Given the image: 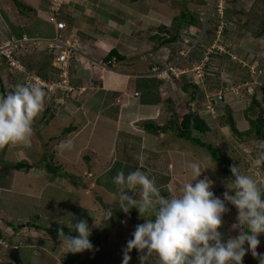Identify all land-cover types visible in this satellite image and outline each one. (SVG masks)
<instances>
[{
  "label": "rangeland",
  "instance_id": "obj_1",
  "mask_svg": "<svg viewBox=\"0 0 264 264\" xmlns=\"http://www.w3.org/2000/svg\"><path fill=\"white\" fill-rule=\"evenodd\" d=\"M17 1L34 9L32 11L21 8L20 12L14 0H0V45L13 37L20 39L18 36H21V32L28 38L51 34L53 25L48 19L50 0ZM115 4L116 8L110 10L112 11L110 17L104 18L102 22L120 24L111 26L113 28H109V31L119 33L115 37L121 40V46L125 44L128 48L129 41H132L136 50L140 48V51H131V56L147 53L143 56L145 64L140 59H135L131 67L121 62L114 63V67L119 69L121 66L125 67L134 75L127 83V87L122 92H117L120 98L125 97L123 94H131L135 99L140 97L141 100L145 91V87L142 88L143 82L146 83L143 78H155L158 82L165 83L169 72L160 71L158 67L165 64L161 60L170 58L165 60L166 63L177 62L181 59L179 57L184 55L185 58L181 60L179 66L187 70L186 75L174 81L173 96H166L169 98H165V103L161 105L159 111L161 123H169L173 114H177L181 120L190 110L199 113L211 127L210 132L200 136L220 149L227 159H231V167H238L241 174L248 175L258 184L264 185V164L260 167L253 166V161L259 154L258 145L261 141L254 135L237 134L227 123V119L233 117L239 131L244 132L249 128L245 111L250 106L252 97L256 96L264 107V35L258 36L264 22L263 0H113L112 5ZM68 10L72 17H76L74 9ZM183 14L188 16L186 21H194L195 27L190 30L181 27L180 38L172 47L167 45L160 47L141 30L148 28L153 22L158 27L166 25L176 28L177 23L184 17ZM67 32L68 29L62 34L65 35ZM117 44L118 41L115 45ZM28 45L24 42L21 51ZM76 46L78 49V44ZM156 46H159V58L156 59V63L152 61L154 66L150 71L148 63L150 59L156 58L153 53ZM24 55L25 51L21 52L20 59L24 65L30 63L37 73L40 71L44 73V70L51 72V66L49 67L47 63L50 57L45 56V53L40 54L37 51L26 56V59L21 58ZM28 57L32 58L27 59ZM71 63L73 66L77 65L74 61ZM28 69L29 72L35 73ZM106 69L109 71L108 67ZM72 74L76 77L75 72ZM218 78L220 79L217 80ZM74 81L76 90L72 93L71 99L76 102L78 97L87 96L89 89L81 86L82 81ZM21 82L23 83L22 78ZM185 82L197 86L196 100L189 105L190 92L194 91V87H190L187 93L183 92L182 86ZM166 92L168 93L167 87H162L161 93ZM218 93L227 94V99L215 107L213 99ZM51 94L53 93L47 95ZM107 95L115 96L111 93ZM59 100V97L54 100L51 97L45 98V107L49 108L50 124L43 126V121L47 120H41L39 117L35 120L32 136L28 142L21 143L22 146L18 147L21 149L24 144L29 143L23 153L14 149L13 144L0 148V230L2 228L3 233L0 238V264H94L91 260L92 254L101 255L98 264H122L123 249L132 238L133 228L145 221L142 222L144 220L142 217L131 216L133 212H138L135 208L128 214L118 216L122 211L118 206L120 193L113 183V177L119 171L127 175L139 169L148 175L161 190V195L167 198L169 195H179L183 185L191 182L192 176L187 165L190 162H199L206 169L200 179L208 176L215 181L212 191L217 197L224 198L228 176L220 170L219 164L205 149L178 137L170 130L160 139L156 136L157 140L153 143L152 140L155 138L153 135H147L149 133L143 130L142 122L134 123L132 132L137 135L136 138L141 136L144 139H141L142 141L135 137L129 139L123 132L128 128L124 124L125 120L121 125L123 131H116L120 107L116 102L113 105L114 109L94 114L84 127L79 120L71 118L72 114L65 109L66 105H57ZM100 101L97 99V102ZM68 103L72 106L70 102ZM97 106L95 105V112ZM209 106L212 107L208 108ZM74 124L83 129L80 133H74L75 139L70 140L68 133L64 134L63 130ZM144 133L147 134L144 136ZM62 141L71 142V149H59L58 145ZM45 153L54 159L53 165L58 168L55 169L56 173L63 177L46 170L45 161H41ZM18 162L36 164L37 167L17 171L14 167ZM154 162H157L159 167L150 165ZM163 166L165 169L170 166L168 171L171 176L163 170ZM29 179L33 182L31 183ZM94 179L98 183L94 184ZM94 185L98 186L96 191L98 195L91 191ZM31 187L35 188L32 192L36 196L34 199L25 195ZM112 190L114 192H111ZM128 194L138 198L131 191ZM137 195L139 196V190ZM103 199L108 203L102 205L100 201ZM30 200H33L32 203H27ZM80 203L89 210L87 213L74 211V207ZM107 210L112 211V216L108 220ZM36 215L39 216L38 219ZM237 215V209H229L223 217V224L231 228L237 223ZM79 220L88 221L91 243L98 239L96 247L92 248L91 252L88 250L81 252L83 253L81 257H78L79 253L69 252L67 244H62L59 239L60 230H63L66 236H77L78 233L69 226ZM8 221L18 225V228L13 230L8 227L6 225ZM28 222L52 229L55 233L27 228ZM239 231L238 228L233 229V236L229 233L224 240L237 236ZM112 233L114 235L111 237ZM258 239L261 243L257 252L262 253L264 235ZM104 240L112 246L105 248L107 244L103 242ZM130 255L132 257L130 264H140V254L136 250ZM246 256L243 263L250 264L247 261L254 259L257 263V259L251 253L248 259Z\"/></svg>",
  "mask_w": 264,
  "mask_h": 264
},
{
  "label": "clouds",
  "instance_id": "obj_2",
  "mask_svg": "<svg viewBox=\"0 0 264 264\" xmlns=\"http://www.w3.org/2000/svg\"><path fill=\"white\" fill-rule=\"evenodd\" d=\"M182 27L194 26L184 23ZM184 58L183 55L173 65L165 62V68H158L161 72H169V77L173 74L180 78L187 72H183L179 66ZM169 67L174 70L170 71ZM226 99L227 94H223L221 100L217 94L213 99L214 106ZM44 107L45 91L35 82L17 84L6 95L0 94V148L27 141ZM71 147V142L62 141L58 145L61 150ZM258 148L254 167L264 164V141L259 143ZM187 168L192 176L191 182L183 185L179 195H169L167 198L139 169L127 175L119 171L113 177V183L120 193L119 208L126 214L135 208L145 221L136 225L132 238L127 241L122 264H130L133 250L140 254V264H243L249 252L258 260V264H264V254L257 252L261 243L258 237L264 235V185L232 166L230 171L233 177L226 179L227 191L221 199L212 191L215 181L208 176L200 179L206 170L201 163L190 162ZM129 191L138 198L129 195ZM226 203L237 209V223L232 227L240 231L237 236L225 241L220 229L223 217L229 211ZM111 216L112 211L107 210L106 220ZM69 227L78 235L66 236L63 230L59 231V239L62 244H67L69 252L80 253L93 248L87 220H79Z\"/></svg>",
  "mask_w": 264,
  "mask_h": 264
},
{
  "label": "crops",
  "instance_id": "obj_3",
  "mask_svg": "<svg viewBox=\"0 0 264 264\" xmlns=\"http://www.w3.org/2000/svg\"><path fill=\"white\" fill-rule=\"evenodd\" d=\"M112 1L113 0H87V1L86 0H68L65 3V5L63 7V17H64V21L67 24V28L63 32H65L67 29H68V32H67V34L64 33L65 34L64 37H66V39H69L72 43H74L76 49H77L76 44H78V47H79L77 49L78 56L73 59V61L77 63V65L74 66L75 73H76V77H74V80L82 81L83 84L81 86L89 89V90H87V91H89V94L87 96H84L81 98L78 97L79 100L76 99V102L73 101V99H71L72 97H66L65 95H61L60 93L51 94L49 96L47 94H45V98L51 97L52 100H54V99L59 97L60 100H59V103H57V105H63V106L66 105L65 109H67L69 111V113L72 114L71 118L72 119L75 118L77 121L79 120L78 122H80L81 124H84L83 125L84 127L86 126V123L88 121H90V119L93 117L94 114H101V113H103V111L105 112L109 109H114L113 105H115V102H116V104L120 105V107H118L119 112H118V117H117V130L116 131H119V132H121V130L123 131V128L121 127V125H122V122H124V120H125L124 124H126V126L128 128L126 130H124L123 132L129 139H133V137L136 138V136H137V135H134L135 133L132 132V128H133L134 123H140L143 121L153 120V121H156V123L158 124V126L160 128L164 125L163 123H161V120L159 119V115H160L159 111H161L160 110L161 105L163 103H165V98L167 99V98L173 96L172 92H173V87L175 84L174 81H176V80L172 81L173 78L168 77V78H165L166 79L165 83H164V81H162V82L159 81L160 87L161 88L167 87L169 94L167 92L162 94L161 88L159 87V89H160L159 94L160 95L157 99L158 104H147L146 102L143 101V99L140 100V97H139V99H135L134 96L131 94H126V95L123 94V96H125V97L120 98V96L118 95L117 92H122V90L127 87V83L131 79H133L132 76H134V75L132 74V71H129L125 67L121 66L120 69L114 67V63H117V61L113 62V64H112L113 66L106 65L104 63L105 57L109 54V52L112 49L115 48L121 54L126 56V59L124 61H121V63H123L127 67H131L134 65L135 62H133V61L135 59H140L145 64L143 56H145L147 53L146 54L143 53L142 55L140 54V55L131 56V54H130L131 51H140V48L138 50H136V47L134 46L132 41H131L132 43L129 41L130 47H128V48L125 44H124L125 46L124 45L121 46V43H120L121 40H119L118 37H115V36H118L119 33L117 31H112V32L109 31V28H113L111 26H118V25L120 26V24L111 25V23L107 24V23L102 22V20H104V18L106 19L107 17L108 18L110 17V15L112 14V11H110V10H113V8H116V4L112 5ZM86 4L88 5V7H86L87 6ZM69 8L74 9L76 12V17H73V21H67L65 19V17H69V15H71V12L68 10ZM86 9H87V11H86ZM44 19H45V17H44ZM155 24L156 23H154V22L150 23L148 28L141 29L146 35H148V37H150V39H153V38L157 39V36L161 35L159 33V30H158L159 27L156 26ZM51 25H53V30H52L51 34H49V35H44L41 37L35 36L32 38H28V37H26V34L25 35L22 34L23 35L22 39H25L27 45L29 44L27 47L28 49L24 47L25 49L23 50V52L25 51V55L30 56L33 54V52H37V51L40 52V54L43 52V53H45V56L48 55V57H50V59L47 62V63H49V67L51 66V61L53 58L50 55V52L48 50L49 49L48 40H51L56 35L55 25L53 23H51ZM186 28L189 30L191 29V27H189V28L186 27ZM146 29L148 31H146ZM44 31H45V29H43V32ZM117 41H118V44L115 45V43ZM158 47L153 48V50L155 49L153 52L156 55L155 60L150 59V61L148 63V67H149L150 71H152V68L154 66L152 61H154L156 63V59L159 58L158 57V55H159V48ZM165 60H169V58H167ZM165 60H161V61L166 62ZM104 67H106V68L108 67L109 71ZM139 70H137V71H139ZM183 72H184V69H183ZM140 73L143 74L142 71ZM184 75H186V73ZM184 75H182V76H184ZM180 78H177V79H180ZM0 81L3 83L2 85H4L6 87L8 92L11 91L15 85L22 84L20 81V78H17L16 76H14L11 73V69L9 68L6 61L2 57H0ZM74 82H73V84L76 86V84ZM122 85H124V87L121 88ZM143 86H144V82H143ZM143 86H142V88H143ZM109 93L114 94L115 96L108 97L107 94H109ZM134 95H135V93H134ZM141 96H142V94H141ZM166 96H169V97H166ZM64 99H65V102H64ZM97 99H100L101 101L97 102ZM68 102H70L72 106H70ZM45 104H46V102H45ZM51 104H55V103H51ZM95 105H98L97 106V108H98L97 112H95ZM129 111H130V113H129ZM48 113H49V108L44 107V110L40 113L41 116L39 115V118H41V120L42 119L47 120L46 122L43 121L44 123H42L41 120H39L43 124V126H48L50 124V122H49L50 120L48 118ZM87 125H88V123H87ZM73 126H75L76 128L72 132L68 133V135H69L68 137L70 138V140H71V138H72V140L75 139L73 136L74 133H76V132L80 133V131H82V129H83V127L80 128L79 126H76L75 124ZM143 130L146 131L145 129H143ZM146 132L149 133L148 131H146ZM147 133H144V136ZM166 133H161L160 135H153L152 133H149L147 135H151V136L153 135L152 137L155 138V140H152V142L154 143V141L157 140L156 136H158L160 139ZM136 139L138 141H140L141 139H144V138H142L141 136H138ZM25 142H28V141H25ZM22 143H24V142H22ZM20 144L21 143L13 144L12 147L14 149H16L18 152L20 151V153H23L27 148V144H29V143L24 144V146L21 149H18L19 146H22ZM22 156H23V154H22ZM150 165L155 166V167H159V164H157V162H154L153 164H150ZM169 167L170 166L166 167L167 170L164 167L163 170H165V172H167V174L170 175V171H168ZM17 171H20V170H17ZM25 178H31V177H25ZM13 180H15V179H13ZM94 180H95L94 184L98 183V181L96 179H94ZM30 181H31V183L33 182L32 180H30ZM53 184H55V182ZM0 187H1V185H0ZM97 187H98L97 185H94L92 187L93 189L91 190L95 194H97L96 193V191L98 190ZM34 190H35V188H33V187L29 188V190H27L25 195L34 199L36 197L35 194L32 193ZM111 192H114V191L112 190ZM116 193H118V192H116ZM116 193H113V194H116ZM36 199L38 201L40 200L38 198H36ZM32 201L33 200H30L27 203H32ZM100 202L102 203V205L104 203H108V201H105L104 199L101 200ZM87 207H89V206H87ZM103 207H105V206H103ZM74 211L87 213V211H89V210H86V206H82V204L80 203V204H78L77 207H74ZM220 231L223 233L224 238L229 236V233L231 236H233V228L232 227L230 228L225 224L222 225V228L220 229ZM113 235H114V233L111 234V237ZM96 242L97 241H94L95 244H96ZM103 242H105V244H107L106 240H104ZM111 246L112 245L108 243L105 246V248H110ZM98 248H101V247H98ZM249 255H250V253L247 254L246 259H248L250 257ZM243 264H245V263H243ZM250 264H258V262L257 263H250Z\"/></svg>",
  "mask_w": 264,
  "mask_h": 264
},
{
  "label": "trees",
  "instance_id": "obj_4",
  "mask_svg": "<svg viewBox=\"0 0 264 264\" xmlns=\"http://www.w3.org/2000/svg\"><path fill=\"white\" fill-rule=\"evenodd\" d=\"M132 1H135V0H132ZM14 2L16 4V6L18 7L17 9L20 12H21V8H28L26 5H24L20 1L14 0ZM263 3H264V0H263ZM28 9L33 11L34 8L29 7ZM61 12H62L61 18H63V20H64L63 9L61 10ZM183 15H184V17L177 23L176 28H175V26H171V27L167 26L166 27V25L159 27L158 30H159V33L161 35L159 36V38H157V39L153 38V39L158 43V45L160 47L163 45H167L168 47H172L173 45H175L177 40L180 38V28L182 27V23H185L186 25L189 24V25H192L195 27L194 21L193 20H190V22L186 21L188 16L186 14H183ZM65 19L67 21H72L73 17L71 15H69V17H65ZM218 24H219V22H218ZM22 34L23 33L21 32V36H18L20 39H22V36H23ZM263 35H264V22H263V27L261 29V32L258 36H263ZM22 53H23V51H22ZM25 57H26V55L21 56V58H23V59ZM32 57H28L27 59H31ZM179 58H182V56ZM125 59H126V56L121 54L117 49L114 48L105 57L104 63L108 66H112L114 61L121 62V61H124ZM167 62L169 65H173V63H175L172 61H167ZM25 66L27 69L28 68H30L31 70L34 69V68H32L33 66L30 65V63H26ZM72 67H73V69H72ZM159 67L162 69V68H165L166 65L164 64V65H162V67L161 66H159ZM33 71L43 79L52 80V79L57 78L56 76L52 75L50 71L44 70V73L41 71L39 73H37L35 70H33ZM73 72H75V69H74V66L71 64V67H70L71 76L70 77H71L72 85H73L72 81H74V77L72 74ZM171 78H173L172 79L173 81L178 80L176 78V76L173 74H171ZM143 80H145V82H146V83H144V86H143V89L145 87V91L143 93L144 96H142L143 101L146 102L147 104H158L157 99L160 95L159 94L160 93L159 82L155 78H144ZM2 84L3 83L0 81V94L6 95L8 91H7L6 87ZM190 87H194V91L190 92L191 93V100H190V102H188V105L191 102H194L196 100L197 86L194 84L191 85L188 82H185V84H183V86H182L183 92H185V93L188 92V89ZM74 88H75V86H74ZM44 91H45V94H48V91H46V90H44ZM56 94H58V93H56ZM245 117H246V120L249 122V128L244 132L239 131V129L237 128V126L233 120V117H230L229 119H227V123H229V125L231 126L232 131L236 132L237 134L246 135V136L254 135L255 138H257L259 141H264V107L260 103V101L256 98V96L252 97L251 104L247 108V110L245 111ZM141 126L143 129H145L149 133H152L153 135H160L161 133L168 132V130L173 131L178 137L184 138L185 140L190 141L191 143H193V144L199 146L200 148H203L206 151H208L210 153V155H212V158L219 164L220 170L224 174H226L228 176V178L233 177V174L230 171L231 163H232L231 159L230 160L227 159L223 155V153L220 151V149H218L212 143L206 141L203 137L200 136L203 133L210 132L211 127L206 122V120L203 117H201V115L199 113L190 110V111H188V113H186L182 117L181 120L178 118L177 114L176 115L173 114L169 123L164 124L161 128L158 126L156 121H153V120L143 121L141 123ZM75 128H76L75 126L66 127V128H64L63 133L65 134V133L72 132ZM41 161H45V163H46L45 168L49 173L54 174L56 176L63 177L58 172L56 173L55 169H58V168L53 165L54 159L51 156H48L47 153H45V155H43L41 157ZM28 167L33 168V167H37V166H36V164L31 165L30 163L18 162L14 168H15V170H21L23 168H28ZM226 205L228 206L229 209H236L231 204L226 203ZM123 213H124L123 211H120L118 213V216H121V215L123 216ZM131 216L137 218V217H140V214H139V212H133ZM35 217L37 219L39 218L38 215H36ZM133 222L135 223V220ZM142 222H144V220ZM6 225L8 227L12 228L13 230L18 228V225H15L9 221ZM26 226H27V228H29V227L38 228L41 230L43 229L44 231H46L48 233H55V231H53L52 229L44 228L43 226L38 225L36 223L28 222ZM135 228H136V226L133 228L134 231H135ZM1 230H2V228H1ZM1 230H0V238L3 236V233L1 232ZM94 241H98V239H94ZM92 245H93V248L96 247V244L94 242ZM262 248H263L262 254H264V245ZM88 251H90V250H88ZM88 251L86 250L85 252H88ZM81 254H83V253L80 252L78 254V257H81ZM92 255H93V257L91 259L92 262L94 264H98V260H99L98 258L101 255H96V254H92ZM255 261L256 260L254 259L252 261L249 260L247 262L255 263ZM257 262H258V260H257Z\"/></svg>",
  "mask_w": 264,
  "mask_h": 264
},
{
  "label": "built area",
  "instance_id": "obj_5",
  "mask_svg": "<svg viewBox=\"0 0 264 264\" xmlns=\"http://www.w3.org/2000/svg\"><path fill=\"white\" fill-rule=\"evenodd\" d=\"M67 0H50L49 5V21L55 25L56 35L51 40H48L49 52L52 55L51 74L56 76V79H43L36 73L28 71L26 66L20 60L21 50L24 46L25 39H15L14 37L9 41L0 45V57H2L11 73L17 78L23 80L22 84L38 83L42 89L48 93H62L66 97H71L76 90L71 83L70 67L71 62L78 56L75 44L69 39H66L62 34L67 28L66 22L63 20L62 12ZM169 70H174L169 67ZM223 98V93H218V99ZM212 106H209L211 108Z\"/></svg>",
  "mask_w": 264,
  "mask_h": 264
}]
</instances>
